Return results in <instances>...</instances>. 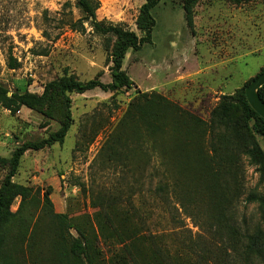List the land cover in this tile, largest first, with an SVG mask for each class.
Listing matches in <instances>:
<instances>
[{"label":"rangeland","instance_id":"rangeland-1","mask_svg":"<svg viewBox=\"0 0 264 264\" xmlns=\"http://www.w3.org/2000/svg\"><path fill=\"white\" fill-rule=\"evenodd\" d=\"M142 2L99 0L96 17L140 35L135 19ZM192 9L190 28L180 0H160L151 9L155 25L150 41L137 50L129 48L122 68L141 92L159 93L208 121L219 91L232 93L264 68V0H198ZM80 16L74 0H0V85L8 89V95L24 90L41 93L46 82L64 74L82 81L95 76L104 83L111 81L105 36L93 32L88 24L85 31L70 28V21ZM8 53L19 61L18 68L7 66ZM137 94L135 87L116 93L99 88L70 93L72 123L63 142L26 150L12 179L42 191L49 188L54 210L67 213L83 230L92 229L90 235H104L97 225L103 222L106 205L115 202L126 212L128 229L138 239L151 231L161 234L160 246L180 258L184 252L194 258V251L206 245L212 256L206 264H246L233 260L228 243L215 232L211 220L204 223L201 213V218H191L172 200L166 210L152 199L151 191L163 173L161 150L151 147L144 123L131 126L128 118L123 119ZM189 124H179L176 151L181 156V144L191 136L182 128ZM58 127L56 118L46 119L26 106L11 113L0 105V156L8 157L23 142L47 137ZM138 132L144 136L141 143L136 140ZM165 137L172 141L168 146H174L173 136ZM256 141L264 147V137L256 136ZM187 148L188 156L194 158L192 144ZM240 160L242 194L233 200L226 217L237 228L238 237L258 226L264 230L257 203L244 200L248 192L264 193V182L259 181L257 166L248 163L243 154ZM196 166L182 169L181 174L195 179L191 185L199 190ZM5 172L6 166L0 164V182ZM197 200L199 205L204 203L201 190ZM46 229V220L41 219L34 233L40 248L37 257L49 258ZM71 232L76 235L74 228ZM98 239L104 256L117 246L111 240ZM141 241L147 253L149 243ZM10 254L12 264H27L20 250ZM215 255L218 257L213 259ZM249 264L264 263L254 259Z\"/></svg>","mask_w":264,"mask_h":264},{"label":"trees","instance_id":"trees-1","mask_svg":"<svg viewBox=\"0 0 264 264\" xmlns=\"http://www.w3.org/2000/svg\"><path fill=\"white\" fill-rule=\"evenodd\" d=\"M159 1L143 0L139 6L135 19L136 28L140 32L138 35L122 25L98 20L96 10L99 0H74L81 16L70 21V28L85 31V24H88L93 32L105 36L104 47L108 50L112 63L109 67L110 82H102L99 76L82 81L73 75L64 74L46 82L41 93L24 90L13 91L9 95L8 89L0 85V105L11 113H15L21 106H26L46 119L56 118L59 122L58 129L47 137L25 141L13 149L10 156H0V164L6 166V172L0 182V264H12V250L23 252L27 264H206L212 258L206 245L201 251L195 252L194 246L189 244V248L194 251V258L186 252L180 258L176 253H169L160 246L161 234L148 231L140 239L136 238L128 229L126 212L123 213L115 202L106 205L102 211L103 222H98L97 226L104 235H90L92 229L85 231L83 227L75 224L67 213L54 210L49 188L42 191L39 187L12 179L26 150H39L55 142H63L72 123L70 93H83L94 88L116 93L120 89L131 87H135L138 94L129 103L123 119L128 118L131 126L134 123H144L153 144L151 147H159L161 150L163 173L151 191L152 199L161 202L162 208L166 210L172 200L187 216L201 218L198 215L201 213L206 219L204 223L210 224L207 220H211L215 225V232L228 243L233 260L249 264L254 259H260L264 263V230L258 226L254 231L238 237L237 228L227 223L226 219L233 200L242 194L241 154L247 157L248 163L257 166L261 178L259 181L264 182V147L256 141V136L264 137V119L251 108L244 92L249 81L264 71V68L232 93L219 95L208 121L192 115L159 93L141 92L122 68V61L129 48L137 50L143 43L150 41L155 25L151 9ZM231 1L239 3L241 0ZM180 2L186 24L192 28V8L198 0ZM7 66L11 69L20 66L11 53L7 55ZM257 92L264 101V84ZM184 121L190 124L182 129L191 136L181 144L184 152L181 156L180 152L176 151V137L180 131L179 124L183 125ZM167 134L173 136L174 146H168L171 140L166 139ZM135 136L138 143L144 140L140 132ZM191 144L195 150L192 159L187 154L189 149H186ZM192 164H197L195 168L201 180L198 181V185L202 187L199 190L204 194V203L201 205L197 200L199 190L191 185V181L195 179L181 174L182 169ZM16 199L18 202L13 210L12 205ZM244 200L256 202L260 216L264 219V193L248 192ZM41 219L46 220L47 224L49 235L44 237H47L49 258L35 255L37 250L40 252V248L37 245L38 236L34 233ZM73 228L76 235L71 232ZM15 231L16 235H10ZM98 237L117 244L108 256L103 255ZM141 239L149 243L147 253L143 251L145 247L142 246ZM217 257L215 255L213 259Z\"/></svg>","mask_w":264,"mask_h":264},{"label":"water","instance_id":"water-1","mask_svg":"<svg viewBox=\"0 0 264 264\" xmlns=\"http://www.w3.org/2000/svg\"><path fill=\"white\" fill-rule=\"evenodd\" d=\"M264 84V71L259 72L246 85L245 97L251 108L264 119V101L258 95V88Z\"/></svg>","mask_w":264,"mask_h":264},{"label":"crops","instance_id":"crops-1","mask_svg":"<svg viewBox=\"0 0 264 264\" xmlns=\"http://www.w3.org/2000/svg\"><path fill=\"white\" fill-rule=\"evenodd\" d=\"M142 3H143V2H142ZM142 3H141V4H142ZM141 4H140V5H141ZM219 94H229V93H225V92H223V91H219Z\"/></svg>","mask_w":264,"mask_h":264}]
</instances>
